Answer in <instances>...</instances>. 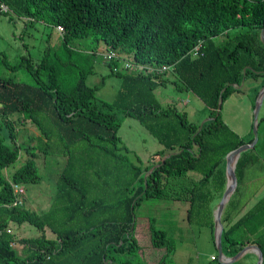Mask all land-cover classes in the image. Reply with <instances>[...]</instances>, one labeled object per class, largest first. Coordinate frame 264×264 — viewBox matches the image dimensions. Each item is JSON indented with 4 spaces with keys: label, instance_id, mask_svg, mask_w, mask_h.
Wrapping results in <instances>:
<instances>
[{
    "label": "trees",
    "instance_id": "obj_1",
    "mask_svg": "<svg viewBox=\"0 0 264 264\" xmlns=\"http://www.w3.org/2000/svg\"><path fill=\"white\" fill-rule=\"evenodd\" d=\"M1 3L8 7L4 12L9 19L14 13L63 30L62 45L53 50L46 47L37 61L28 55L10 61L0 51V264H148L139 254L136 210L147 198L170 194L176 200L188 198V219L195 217L213 229L211 203L225 188V155L252 140L232 130L217 105L220 98L222 105L230 92L240 91V82L248 76L262 78L260 86L264 84L260 40L264 0ZM220 35L225 38L216 42ZM85 37L95 45L92 51L69 45ZM100 41L109 51L126 50L125 58L145 66L172 64L173 83L202 100L209 108V119L196 124L176 106L158 103L154 89L168 82V71H113L120 64L115 59L107 61L108 74L120 78L119 88L110 101L97 98L100 85L88 84L86 79L94 72V51ZM198 43V53L192 56L189 51ZM18 70L27 72L30 81H18L12 74ZM15 115L32 123L39 135L29 138H36V149L28 145L26 160L8 177L6 169L20 154L13 141ZM125 116L137 119L161 145L150 156V164L141 166L129 159L118 135ZM251 150L242 151L235 163L237 186L221 215V243L227 257L246 245H256L264 264V196L232 220L242 174L257 158ZM38 153L65 157L44 212L24 205L23 193L16 195L11 186L40 180ZM23 223L40 234L21 237L18 252L13 245L18 237L10 225ZM155 223L151 217L150 240L164 249L158 264H166L174 240Z\"/></svg>",
    "mask_w": 264,
    "mask_h": 264
},
{
    "label": "rangeland",
    "instance_id": "obj_2",
    "mask_svg": "<svg viewBox=\"0 0 264 264\" xmlns=\"http://www.w3.org/2000/svg\"><path fill=\"white\" fill-rule=\"evenodd\" d=\"M9 10V9H8ZM0 11V51L5 53L10 61H16L21 55H28L33 61L41 58L46 47L51 50L62 45L61 33L55 28L45 25L37 20H28L12 13V19L9 15ZM49 38V40H48ZM225 35L215 37L216 42H220ZM69 45L73 48L84 51H92L95 46L90 37L75 38ZM106 49L105 43L100 41L94 51L95 62L94 72L88 75L86 81L88 84L100 85L95 96L99 99L112 100L120 85V78L115 75H109L107 61L103 57ZM115 51V50H114ZM116 52V51H115ZM121 56L127 55L126 50L117 51ZM0 54V58L2 56ZM124 54V55H123ZM18 81H30L27 72L18 70L12 73ZM108 74V75H107ZM168 82L165 85H158L154 89L156 100L161 106L174 105L180 111H185L188 120L200 124L209 117V108L191 91L180 89L173 83L174 76L167 72ZM262 78L254 79L248 76L244 79L240 91L230 92L223 100L221 105V116L224 122L244 139L253 138V110L258 93L264 86H260ZM257 95V96H256ZM256 97V99H255ZM12 126L15 128V138L13 141L20 148L18 158L6 169V175L20 166L27 158L28 145L36 149L34 140L31 136L39 135V131L30 122H23L17 119L16 115L12 117ZM6 135V129H2ZM118 135L122 142L127 146L126 151L129 159L141 166L150 164V156L161 145L140 122L131 117H123L121 126L118 129ZM7 142H12L7 139ZM251 151L259 155L264 150V96L260 104L257 121V141ZM260 156V155H259ZM64 156L58 154H49L43 157L37 154L36 161L40 173V180L36 183H28L22 186L24 205L35 209L37 212H44L48 209L51 196L56 190V181L58 174L64 164ZM264 160H254L246 169H262ZM192 178H197L198 174L189 172ZM234 192V191H233ZM250 191L242 188L239 195V201L242 202ZM238 201V194L236 195ZM221 196L215 195L211 203L212 213H214ZM189 208V199L176 200L173 194L164 198H147L143 200L140 207L136 210V236L139 244L142 246L139 254L148 264H158L164 253L163 248L155 247L150 240L149 219L156 218L155 225L168 230L170 237L174 240V251L167 258L166 264H246V261L237 259L232 263H222L218 258V252L215 242V224L213 229L206 223L200 222L197 218L189 220L187 210ZM238 209V206L236 210ZM237 212V211H235ZM236 218L233 214L232 220ZM214 221V220H213ZM10 229L16 232L18 238L15 239L14 248L20 252L22 245L19 242L21 237H34L40 234V231L33 225L23 223L19 227L10 225ZM48 236H53L46 230Z\"/></svg>",
    "mask_w": 264,
    "mask_h": 264
},
{
    "label": "water",
    "instance_id": "obj_3",
    "mask_svg": "<svg viewBox=\"0 0 264 264\" xmlns=\"http://www.w3.org/2000/svg\"><path fill=\"white\" fill-rule=\"evenodd\" d=\"M260 40L264 45V28H262L260 30ZM243 72H245V68L243 69ZM243 81L244 80L242 79L239 86L243 85ZM234 86H237V85H234ZM263 96H264V86L262 87V89L258 93L256 103L254 106V110H253V126H252L253 138H252V140L249 142L243 143L242 145L236 147L235 149L230 150L225 155V174H226L225 188H224V191L221 195V199H220V201H219V203H218V205L215 208L214 213H213V220H214V224H215V242H216V247H217V252H218V258L220 261H222V263L234 262L248 248L253 249L257 255V261L255 264H262V261H263V254H262L260 248L256 245L249 244V245L243 247L242 249H240L234 256L227 257L224 255V253L222 251V243H221V234H222V230H223V224L221 222V215H222V212L224 210L226 203L228 202L231 194L233 193V191L235 190V188L237 186V177H236L235 170H234L235 163L237 161L239 154L244 150L253 148L256 141H257L258 113L260 110V104H261ZM221 101H222V99L220 98L218 105H217V111H220V109H221ZM206 119H209V117ZM206 119H204L200 123V125ZM168 155L169 154L165 155L164 157H166Z\"/></svg>",
    "mask_w": 264,
    "mask_h": 264
},
{
    "label": "crops",
    "instance_id": "obj_4",
    "mask_svg": "<svg viewBox=\"0 0 264 264\" xmlns=\"http://www.w3.org/2000/svg\"><path fill=\"white\" fill-rule=\"evenodd\" d=\"M253 108L254 105H252V109ZM259 155H256V160H264V150H261V152H259ZM242 188H247L250 191V194H247L246 198L242 202H240L239 195L241 194ZM262 196H264V168L245 169L242 174L241 181L239 183L238 209L235 210L237 212H233V214L236 215V218H234V220L242 216L246 211H248V209L251 208ZM242 258L246 261V264H255L257 261V255L255 251L251 248L245 250L243 254L238 258V260Z\"/></svg>",
    "mask_w": 264,
    "mask_h": 264
},
{
    "label": "built area",
    "instance_id": "obj_5",
    "mask_svg": "<svg viewBox=\"0 0 264 264\" xmlns=\"http://www.w3.org/2000/svg\"><path fill=\"white\" fill-rule=\"evenodd\" d=\"M0 9L1 10H8V7L1 3L0 4ZM56 29L62 33V27L61 26H56ZM199 47H200V43H198L197 45H195L190 51L189 53L192 55V56H195L197 55L198 53V50H199ZM103 57L105 58L106 61H110L112 59H115V60H118L119 61V67H115L113 66V71H117L118 69H122L124 71H127V72H136V71H140V70H148V71H154L156 73H162V72H165V71H168V72H171L173 70V65H167V64H164V65H161V66H155V65H148V66H145L141 63H137L131 59H128V58H125L123 56H121L117 51H107V53H104ZM12 188H13V191L16 195H22L23 193V188L17 184H14L12 183L11 184ZM19 202V200H18ZM9 231V230H7ZM14 244V243H13Z\"/></svg>",
    "mask_w": 264,
    "mask_h": 264
}]
</instances>
